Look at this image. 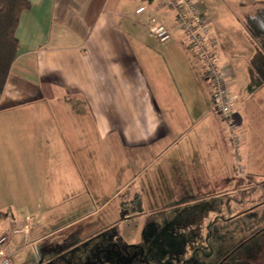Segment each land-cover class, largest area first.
Returning a JSON list of instances; mask_svg holds the SVG:
<instances>
[{
	"label": "crops",
	"instance_id": "1",
	"mask_svg": "<svg viewBox=\"0 0 264 264\" xmlns=\"http://www.w3.org/2000/svg\"><path fill=\"white\" fill-rule=\"evenodd\" d=\"M194 2L236 106L237 147L171 10L151 0H29L0 93V235L13 264H27L45 239L59 188L92 196L121 177L116 193L189 212L264 177L254 165L264 158V46L247 25L264 0ZM155 23L168 29L165 43L150 34Z\"/></svg>",
	"mask_w": 264,
	"mask_h": 264
},
{
	"label": "rangeland",
	"instance_id": "2",
	"mask_svg": "<svg viewBox=\"0 0 264 264\" xmlns=\"http://www.w3.org/2000/svg\"><path fill=\"white\" fill-rule=\"evenodd\" d=\"M262 159L254 165L264 176ZM119 179L113 191L96 193L92 186V196L59 188L60 199L40 230L45 239L28 249L26 263L134 264L140 257L144 263L138 264H264V177L255 179L257 186L244 180L241 195L226 190L189 212L160 209L153 196L135 198L132 189L116 193ZM126 245L138 247L123 256L118 247L126 251Z\"/></svg>",
	"mask_w": 264,
	"mask_h": 264
},
{
	"label": "built area",
	"instance_id": "3",
	"mask_svg": "<svg viewBox=\"0 0 264 264\" xmlns=\"http://www.w3.org/2000/svg\"><path fill=\"white\" fill-rule=\"evenodd\" d=\"M152 1H161L166 8L171 10L179 30L184 34L188 45L199 59L205 79L211 86L213 109L226 124L231 142L234 147H237L239 142L236 123L237 110L230 96L229 83L224 71L212 51L214 41L208 35L209 29L206 18L197 10L194 0ZM142 10L143 8L138 9V11ZM150 34L160 43H165L170 39L168 29L159 23L150 27ZM16 231L18 230H13V232ZM6 239L5 234L0 235V264H13L10 255L1 247Z\"/></svg>",
	"mask_w": 264,
	"mask_h": 264
},
{
	"label": "trees",
	"instance_id": "4",
	"mask_svg": "<svg viewBox=\"0 0 264 264\" xmlns=\"http://www.w3.org/2000/svg\"><path fill=\"white\" fill-rule=\"evenodd\" d=\"M29 7V0H0V93L4 89L10 66L17 55L18 41L15 34L20 16ZM247 25L254 35L262 39L264 46V11L248 18ZM135 205L137 206V202ZM5 217L6 214L0 212V221ZM134 247L137 248L138 245H126V251H124L119 246L118 251L121 255L127 256V249ZM137 262L144 263L140 257L134 264H138ZM95 264H102V262Z\"/></svg>",
	"mask_w": 264,
	"mask_h": 264
}]
</instances>
